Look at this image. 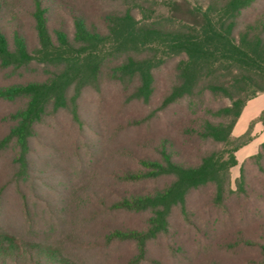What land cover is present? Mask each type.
I'll return each instance as SVG.
<instances>
[{"label": "trees", "instance_id": "trees-1", "mask_svg": "<svg viewBox=\"0 0 264 264\" xmlns=\"http://www.w3.org/2000/svg\"><path fill=\"white\" fill-rule=\"evenodd\" d=\"M207 1L187 0L190 17L157 12V0L18 2L32 21L34 40L19 19L10 28L5 11L11 2L0 0V70L23 77L0 85V99H24L8 117L13 124L0 138V151L14 144L22 176L29 168L31 138L44 117L69 110L81 126L82 94L89 86L101 90L102 78L118 82L126 101L145 109L130 118L146 122L149 132L128 153L135 167L115 173L138 187L107 205L110 211L139 213L145 222L112 225L102 234L107 243H135L130 264L148 261V243L173 233L177 215L198 231L189 195L203 187L210 189L208 203L220 214L231 215L234 201L243 206L241 213L253 225L233 227L224 243L256 249V264H264V141L242 162L236 188L231 182L237 151L255 138L256 123L264 127L263 109L246 131L233 132L248 100L264 92V0ZM159 118L165 125L161 134L155 132ZM189 141L192 149L185 148ZM209 144L219 148L210 150ZM252 166L261 183L250 174ZM202 224L199 232L207 235ZM167 245L180 249L175 237ZM69 249L0 230V264H88Z\"/></svg>", "mask_w": 264, "mask_h": 264}, {"label": "rangeland", "instance_id": "rangeland-1", "mask_svg": "<svg viewBox=\"0 0 264 264\" xmlns=\"http://www.w3.org/2000/svg\"><path fill=\"white\" fill-rule=\"evenodd\" d=\"M9 1L5 11L7 24L11 28L14 20L19 19L31 37L32 21L17 8L18 2L26 5L29 0ZM168 2H173L172 8ZM155 8L160 13L172 11L177 16H192L187 0H157ZM67 27L70 29L68 24ZM19 79L0 70V85ZM102 84L101 90L89 86L82 94L81 126L69 110L44 117L37 134L31 138L25 177L19 173L14 160L17 151L14 144L0 151V230L68 246L88 264H130V258L136 253L135 243L129 240L107 243L102 234L112 225L134 227L145 222V216L139 213L110 211L107 205L118 194L138 187L137 183L122 180L115 173L135 167L128 153L134 152L149 132L146 122L131 123L130 120L142 116L145 110L142 104L126 101V91L118 82L104 77ZM23 102L24 99H0V138L13 124L9 115ZM164 130V120L159 118L155 132L161 134ZM169 131L173 133L175 128L171 125ZM192 147L190 141L185 145L186 149ZM206 148L212 150L219 145L209 144ZM246 158L231 168L233 188ZM250 174L261 183L257 167L252 166ZM210 194V189L203 187L189 195V212L198 231L192 228L191 222L177 215L173 233L150 241L148 261L140 264H212L214 259L225 264H256V249L233 248L224 243L233 227H251L254 221L244 218L242 205H237V201L231 204V215L220 214L208 203ZM201 222L207 228V235L200 233L203 232L199 229ZM173 237L180 246L177 251L167 245Z\"/></svg>", "mask_w": 264, "mask_h": 264}, {"label": "crops", "instance_id": "crops-1", "mask_svg": "<svg viewBox=\"0 0 264 264\" xmlns=\"http://www.w3.org/2000/svg\"><path fill=\"white\" fill-rule=\"evenodd\" d=\"M263 109H264V92L248 100L233 129L234 134L240 135L244 131H246L250 121L255 116H257ZM254 133H255V138L251 142L242 146L237 151V156L239 160H243L247 156L255 153L260 143L264 141V127L261 122L255 124Z\"/></svg>", "mask_w": 264, "mask_h": 264}]
</instances>
